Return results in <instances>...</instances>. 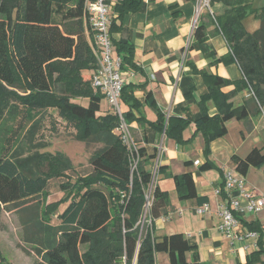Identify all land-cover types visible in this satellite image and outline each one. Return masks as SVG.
<instances>
[{"label": "trees", "instance_id": "obj_1", "mask_svg": "<svg viewBox=\"0 0 264 264\" xmlns=\"http://www.w3.org/2000/svg\"><path fill=\"white\" fill-rule=\"evenodd\" d=\"M143 0H116L110 32L122 70L135 69V47L130 41L115 37L125 15L139 10ZM210 6L222 3L219 14H209L217 30L226 39L230 51L220 59L235 61L243 73L237 87L252 90L254 97L264 103V5L256 7L254 0H209ZM85 0H0V203L12 204L22 225L23 241L32 245L38 260L33 264H157L156 255L166 252L170 264H211L200 259L195 245L183 233L158 236L153 221L167 213L169 193L153 186L147 221L141 220L146 209V191L154 179L153 171L145 166L149 159L145 147L138 141L141 161L132 170L131 158L119 135L114 132L120 117L116 113L99 115L103 93L93 87L92 73L97 67L93 51L94 37L84 20ZM254 15L260 26L250 32L245 20ZM207 23L194 28L196 41L208 39ZM85 71V72H83ZM208 87L202 103L213 100L218 113L207 111L196 119L192 116H161L158 124L149 122L178 143L192 141L198 132L204 137V152L210 154L211 142L227 132V121L247 116L245 107H233V92H224L232 84L228 78L197 69ZM84 75V76H83ZM8 87L22 88V95ZM136 86L125 84L121 101L129 109L123 110L127 124L142 118L134 110L140 106L134 95ZM69 90L85 96V105L72 102ZM18 101L14 102V101ZM148 101L155 103L148 95ZM53 106L76 125L77 139L94 140L102 146L90 158L91 171L61 184L63 198L40 207L31 203L47 192L50 180L60 177L57 172L71 167L64 153L43 154L39 150L23 155L19 149L6 153L2 146L4 119L15 117L21 107ZM4 110L6 111L4 113ZM5 117V118H4ZM191 125L195 131L185 140L183 133ZM39 121L31 124L25 143H36ZM235 169L246 174L250 166H264V151L253 148L247 156H233ZM56 166L50 168L49 164ZM47 165V170L45 169ZM215 166L206 160L201 170ZM163 169L158 166L157 173ZM181 199L206 198L198 196L193 174L185 172L173 176ZM223 188L225 181L223 178ZM67 203L59 212L61 204ZM43 208V209H42ZM56 215L59 222H52ZM240 219V217H239ZM150 221V222H149ZM250 230L259 232L258 248L243 264H264V240L256 222ZM0 264H14L5 258L0 248Z\"/></svg>", "mask_w": 264, "mask_h": 264}, {"label": "crops", "instance_id": "obj_2", "mask_svg": "<svg viewBox=\"0 0 264 264\" xmlns=\"http://www.w3.org/2000/svg\"><path fill=\"white\" fill-rule=\"evenodd\" d=\"M208 5L209 9L201 8L197 15V0H143L139 10L125 15L115 37L134 44V60L139 68L123 70L126 84L136 86L134 95L140 106L134 110L135 116L143 119V123L136 119L128 125L150 157L145 161L146 168L154 172L156 167H163L156 173L154 184L169 193L167 213L153 221L154 233L158 236L183 233L197 247L204 262L243 264L250 252L258 248L259 237L232 242L219 231L221 209L229 192L222 184L225 171L235 168L233 156L244 158L255 147L264 151V103L254 97L252 90L237 87V82L243 78L238 63L220 59L230 51V47L209 14H219L225 6L222 3L213 7L210 3ZM254 5L263 6L264 0H254ZM110 15L112 21L115 15L113 7ZM200 23L208 25L209 37L205 41L194 40V28ZM244 23L250 32L260 26L256 16L253 24L247 26ZM197 69L230 79L232 84L222 90L234 91L230 99L233 107H245L247 111L245 118L227 121V132L211 142L208 156L204 152L202 133L198 132L192 141L178 143L149 125V122L158 124L162 115H190L196 119L202 115L203 109L210 115L218 113L213 100L202 103L208 87ZM148 95L154 98V104L149 103ZM122 107L124 111L129 109L124 102ZM194 131V125L187 128L183 133L184 139H190ZM206 160L215 166L201 170L200 166ZM258 170L263 173L264 166H250L243 174L245 188L264 196V174L260 184L249 178L251 171L257 173ZM185 172L193 174L198 196L206 198L202 203L179 197L173 176ZM232 194L239 195L236 191ZM204 203H208L210 209L199 214L196 208ZM251 222H256L261 228L264 240V209L241 215L236 231L240 235L245 234L250 230ZM156 263L170 264L169 254L157 253Z\"/></svg>", "mask_w": 264, "mask_h": 264}, {"label": "rangeland", "instance_id": "obj_3", "mask_svg": "<svg viewBox=\"0 0 264 264\" xmlns=\"http://www.w3.org/2000/svg\"><path fill=\"white\" fill-rule=\"evenodd\" d=\"M202 1L203 3L205 2V0ZM202 8L209 9V5L203 4ZM245 22L247 26L253 24L254 16L249 17ZM8 89L17 90V92L22 95L29 93L22 88L15 89L13 87H8ZM69 92V97L72 102L83 105L87 103L88 99L85 96L71 90H69ZM14 102L18 103L16 100ZM5 112L4 110V113ZM107 113L115 112L108 104L106 98L102 97L101 112L99 115L103 116ZM38 121L39 128L35 137V142L43 143L44 145L32 146V144L25 143V134L31 124ZM4 124L5 130L2 133V146L4 152L13 153L19 149L22 151L23 155H27L35 150H39L43 154L51 155L61 152L71 160L70 168L64 171L62 169L57 172V174L61 173L59 175L60 177H54L50 180L47 192L40 195L38 199H32L31 203L37 204V202H40V207H45L46 204L63 198L65 193L61 189L62 183L67 182L68 179L74 180L78 176H84L89 173L92 169L90 158L93 153L102 146L100 142L94 140L77 139L78 129L76 125L70 122L66 116L62 115L60 111H58V108L53 106L31 109L23 105L20 112L15 117L7 116L4 122H2V125ZM114 132H116V127L114 128ZM131 133L136 141L139 142L132 129ZM54 166L56 165L52 163L49 164L50 168ZM44 170H47V165H45ZM263 174L264 172L260 173L259 170L257 173L251 171L249 178L253 183L260 184ZM66 205L67 203H62L59 207V212L62 211ZM147 214L148 209L146 208L141 220L142 226H144L147 221ZM52 222L54 224L59 222L56 215L53 216ZM0 248L5 258L14 264H33L38 260L32 245L23 241L22 225L12 204L0 203ZM133 264H135V262Z\"/></svg>", "mask_w": 264, "mask_h": 264}, {"label": "built area", "instance_id": "obj_4", "mask_svg": "<svg viewBox=\"0 0 264 264\" xmlns=\"http://www.w3.org/2000/svg\"><path fill=\"white\" fill-rule=\"evenodd\" d=\"M198 8L196 13L200 12L203 4H209L208 0L203 3L197 0ZM114 5V0H85L84 20L88 24L94 37L93 51L97 58V67L92 73V85L99 89L108 104L120 117V122L116 127V133L126 146L131 158V166L134 171L141 161L139 145L131 133L130 126L123 117L121 108V94L123 86L126 84L121 67V58L116 52L110 32L111 15L110 11ZM197 14V15H198ZM199 163V161H196ZM157 173V167L153 174ZM225 188L229 191L228 198L221 209V220L218 224L219 231L229 238L232 242L243 238L257 239L259 232L255 230H246L245 234L240 235L236 228L240 221L239 217L245 212H259L264 209V196L256 195L245 188V177L235 168H231L224 173ZM154 179L146 191V208L151 203V194L154 186ZM233 191L239 195L232 194ZM219 192V190H218ZM210 209L208 203H204L196 208L199 214ZM150 222V221H149Z\"/></svg>", "mask_w": 264, "mask_h": 264}, {"label": "water", "instance_id": "obj_5", "mask_svg": "<svg viewBox=\"0 0 264 264\" xmlns=\"http://www.w3.org/2000/svg\"><path fill=\"white\" fill-rule=\"evenodd\" d=\"M135 264H136V261H135Z\"/></svg>", "mask_w": 264, "mask_h": 264}]
</instances>
